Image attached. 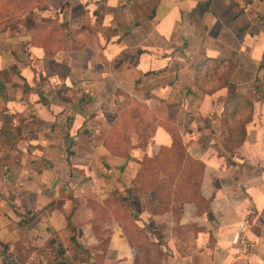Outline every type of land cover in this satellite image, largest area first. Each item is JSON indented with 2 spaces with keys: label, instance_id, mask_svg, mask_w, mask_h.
Returning a JSON list of instances; mask_svg holds the SVG:
<instances>
[{
  "label": "crops",
  "instance_id": "0c3cea01",
  "mask_svg": "<svg viewBox=\"0 0 264 264\" xmlns=\"http://www.w3.org/2000/svg\"><path fill=\"white\" fill-rule=\"evenodd\" d=\"M51 1L92 40L0 50L25 79L0 113L28 123L0 153V261L264 264V0ZM171 126L198 183L154 167Z\"/></svg>",
  "mask_w": 264,
  "mask_h": 264
},
{
  "label": "trees",
  "instance_id": "16d2710c",
  "mask_svg": "<svg viewBox=\"0 0 264 264\" xmlns=\"http://www.w3.org/2000/svg\"><path fill=\"white\" fill-rule=\"evenodd\" d=\"M3 1L4 0H0V25L5 23V17H8L5 9L2 7ZM47 1L48 0H21V14L16 20V23L18 24L21 22V25L25 27L26 32L32 38L31 44L33 46L42 48L48 55L52 56L71 46L74 48H80L85 41L92 40L90 37L91 35L87 32H84L82 29H73L65 21H60L54 18H42L38 14V10L48 9L49 5ZM68 5L69 1L66 0L63 7H67ZM5 25H7V23ZM5 25L4 28L6 27ZM20 85H25V79L21 76V73L16 66L13 67L12 75L9 70L0 71V97L5 101L8 99L6 91L11 87H19ZM229 88L230 92H232L235 90V85L229 84ZM6 110L7 109H4L2 112L0 150L10 153L17 149V143L21 138L22 131L28 123L25 120H21L19 125H14L13 117L7 114ZM155 111L157 112V109ZM241 116L240 109L235 111V123L233 127L228 125L230 136L229 140L225 143L227 149H231L233 146H238L243 141L244 125L249 116L245 117L244 120H242ZM238 117L239 120L237 122ZM169 129L174 137V145L171 148H164L157 155L154 167L158 169V175H165L170 180L179 179L180 183H198V181H200L203 164L189 156L187 157L185 147L177 130L173 128V126ZM9 157L10 156L6 157L5 155L2 159L0 158V161H3L2 164H4ZM183 164L185 165V168L184 171L180 173ZM158 182L160 181L158 180ZM182 189L188 191L187 187H182ZM150 209L151 212L159 211L152 207Z\"/></svg>",
  "mask_w": 264,
  "mask_h": 264
},
{
  "label": "rangeland",
  "instance_id": "374dc122",
  "mask_svg": "<svg viewBox=\"0 0 264 264\" xmlns=\"http://www.w3.org/2000/svg\"><path fill=\"white\" fill-rule=\"evenodd\" d=\"M51 2L53 3L54 6H58L57 5L59 3L58 1L52 0ZM47 3L49 5V0L47 1ZM0 7H1V4H0ZM2 7L5 9V12L8 17H5L6 22L0 25V50L3 49V51H7L16 60L19 59V62H21V40H32L31 36L26 32L25 27L21 25V22H19L18 24L16 23L17 22L16 20L19 18L21 14L20 13L21 12V0H4L2 2ZM46 10L47 9H43L41 17L44 19L52 18L54 14L51 11L47 12ZM6 23L7 25H5ZM4 25L6 26L5 28H4ZM15 66L18 69V66L16 64L10 66L9 69H7L9 70L11 75L13 74V67ZM14 88L21 89V85L19 87H14ZM6 94H7V97L9 98L8 91H6ZM2 112L0 113L1 120H2ZM6 113L13 117L14 125L20 124L21 114L19 113L11 114L8 112V110H6ZM0 153L4 154L3 150H0Z\"/></svg>",
  "mask_w": 264,
  "mask_h": 264
},
{
  "label": "built area",
  "instance_id": "2783aa9c",
  "mask_svg": "<svg viewBox=\"0 0 264 264\" xmlns=\"http://www.w3.org/2000/svg\"><path fill=\"white\" fill-rule=\"evenodd\" d=\"M0 264H9L8 262H2V261H0Z\"/></svg>",
  "mask_w": 264,
  "mask_h": 264
}]
</instances>
